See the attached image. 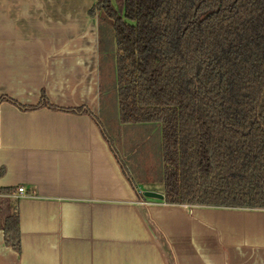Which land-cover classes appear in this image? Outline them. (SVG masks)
<instances>
[{"label": "crops", "instance_id": "crops-1", "mask_svg": "<svg viewBox=\"0 0 264 264\" xmlns=\"http://www.w3.org/2000/svg\"><path fill=\"white\" fill-rule=\"evenodd\" d=\"M96 2L0 0V264H264V209L144 195L164 189L132 174L149 175L159 130L122 122L106 91L116 50L101 44Z\"/></svg>", "mask_w": 264, "mask_h": 264}, {"label": "trees", "instance_id": "trees-1", "mask_svg": "<svg viewBox=\"0 0 264 264\" xmlns=\"http://www.w3.org/2000/svg\"><path fill=\"white\" fill-rule=\"evenodd\" d=\"M90 15L116 50L121 121L159 130L165 201L264 209V0H97ZM5 237L20 249L17 215Z\"/></svg>", "mask_w": 264, "mask_h": 264}, {"label": "rangeland", "instance_id": "rangeland-1", "mask_svg": "<svg viewBox=\"0 0 264 264\" xmlns=\"http://www.w3.org/2000/svg\"><path fill=\"white\" fill-rule=\"evenodd\" d=\"M107 73H105V77L107 76L106 75ZM108 79V76H107V78H106V83L107 82H111L112 80H114V79H116L115 77L114 78H111V80H107ZM111 84H112V82H111ZM112 86H110V87H108V89L106 90V91H109V93L108 94H110V93H112V94H115V95H117L116 94V84L114 85V89L115 90H112V89H110ZM111 95V94H110ZM110 95H108V99L110 100L111 98V96ZM110 104V103H109ZM107 107H108V102H107ZM116 108V106H113L112 107V103L110 104V106H109V108L107 109V110H114ZM154 139H155V142H154V150H153V152H152V158L154 159L153 161L152 160H150L149 161V163H150V165H152L153 164V166H151V168H149L150 170H149V175L147 176V175H139L138 173L136 174H134V173H132L133 174V176L134 177H137V179H141V180H143V179H145V177H150L151 179H153V178H155V180H157V181H162V179H163V172H162V169H163V166H164V163H163V149H160V138H159V134L158 133H156V135H155V137H154ZM145 143H147V140L146 141H144ZM144 145L145 144H143V148H144ZM152 147V146H151ZM143 149H141V151H142ZM142 160H144V161H146V159H142ZM143 172V171H142ZM145 173V172H144ZM161 184V183H160ZM155 185H157V184H155ZM159 188H160V186H159ZM158 190H162V187H161V189H158ZM140 196L143 198L144 196H143V193H140Z\"/></svg>", "mask_w": 264, "mask_h": 264}, {"label": "water", "instance_id": "water-1", "mask_svg": "<svg viewBox=\"0 0 264 264\" xmlns=\"http://www.w3.org/2000/svg\"><path fill=\"white\" fill-rule=\"evenodd\" d=\"M144 195L146 197H150V198H158V199H164L165 198L164 193H161L158 191H153V190L144 191Z\"/></svg>", "mask_w": 264, "mask_h": 264}, {"label": "built area", "instance_id": "built-area-1", "mask_svg": "<svg viewBox=\"0 0 264 264\" xmlns=\"http://www.w3.org/2000/svg\"><path fill=\"white\" fill-rule=\"evenodd\" d=\"M19 191H20V194H23V195L26 193L25 187H20Z\"/></svg>", "mask_w": 264, "mask_h": 264}]
</instances>
